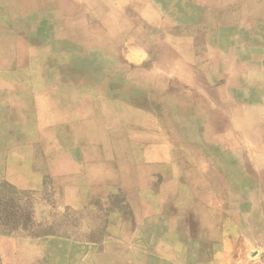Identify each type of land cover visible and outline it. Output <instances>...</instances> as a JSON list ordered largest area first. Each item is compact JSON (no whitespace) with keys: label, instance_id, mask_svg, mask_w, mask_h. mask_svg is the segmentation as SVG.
I'll list each match as a JSON object with an SVG mask.
<instances>
[{"label":"rangeland","instance_id":"rangeland-1","mask_svg":"<svg viewBox=\"0 0 264 264\" xmlns=\"http://www.w3.org/2000/svg\"><path fill=\"white\" fill-rule=\"evenodd\" d=\"M206 1L29 0L25 15L1 0L0 66L18 72L3 86V100L11 97L0 107L1 131L16 119L29 158L0 178V235L33 243L22 264L80 254L88 263L103 250L113 215L130 211L133 192L121 187L133 175L123 169L138 149H198L209 165L242 168L247 185L264 184L262 103L233 123L231 109L248 96L244 78L233 77L243 68L219 57L264 51V30L237 38L244 7ZM252 2L263 15L264 0ZM6 252L0 264H14ZM252 264H264V253Z\"/></svg>","mask_w":264,"mask_h":264},{"label":"crops","instance_id":"crops-1","mask_svg":"<svg viewBox=\"0 0 264 264\" xmlns=\"http://www.w3.org/2000/svg\"><path fill=\"white\" fill-rule=\"evenodd\" d=\"M192 1L203 7L209 4L206 0ZM233 1L236 7H244L247 14L240 18L242 23L236 31L239 29L243 35L236 34L237 38H251L252 31L264 30V14L256 12V2ZM9 5L20 6L29 15V0H9ZM207 43L209 47L214 44ZM225 55H219L222 62H234L235 67L243 68V71L234 70L233 77L244 78L248 96L230 114L233 123L241 124L243 120L246 123L260 102L264 111V96L258 97L264 94V51L255 50L246 60L227 59ZM8 77L17 78L18 72L2 71L0 66V107L11 97L3 100L8 94L3 92ZM73 87L81 89L82 83L77 82ZM13 122L1 131L0 120V178L9 175L12 179L18 173L16 158H29V143H26L29 137L27 134L19 137V124L16 119ZM18 142L25 144L18 146ZM22 151L24 154L19 155ZM131 154L133 165L123 170L133 176L123 181L121 187L136 195L130 198L133 194L128 192L129 213L113 215L103 250L90 252L88 263L87 255L80 254L67 264H252L258 253H264V193L259 194L264 184L249 182L247 185L240 176L242 168L209 165V153L198 149L171 153L153 146L152 150L138 149ZM147 161L156 163L144 169ZM158 174L163 175L160 181L156 180ZM32 244L17 236L0 235V259L3 262L9 249V255L16 259L14 264H22Z\"/></svg>","mask_w":264,"mask_h":264}]
</instances>
